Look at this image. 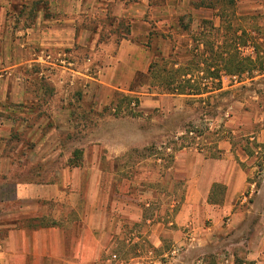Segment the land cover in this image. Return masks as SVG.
<instances>
[{"label":"rangeland","instance_id":"obj_1","mask_svg":"<svg viewBox=\"0 0 264 264\" xmlns=\"http://www.w3.org/2000/svg\"><path fill=\"white\" fill-rule=\"evenodd\" d=\"M30 1L32 0H0V201L14 198L17 184L61 181L64 178L62 170L74 157V152L80 150L83 153L80 166L82 171L71 178L77 184L78 204L76 211L69 214L70 220H79L88 206L94 209L98 206L100 210L101 202L105 207L107 203V212L109 211L111 219L115 218L111 222L109 239L108 255L111 260L114 255L121 264H147L158 255L160 264L168 263L172 255L165 257L164 251L180 249L179 244L189 243L190 238L187 228H179L175 224L185 197V189L180 183L171 184L170 177L165 175V171L172 165L169 155L188 149L210 156L217 151L219 141L233 139V126L236 124L240 129L242 125L244 127L241 135L236 131L238 136L261 132L264 129V79L254 80L252 83L250 81L255 79L251 71L254 68L262 69L264 63L258 60L255 64L244 62L245 68H251L250 74L224 73L222 88L225 90L210 95L204 104L190 102L188 109L168 111L169 113L156 109L147 116L137 118L115 117L109 107H104L100 102L101 92L97 85L106 56L116 55L126 26L130 24L132 29L131 21L121 18L117 6L109 0H47V8L42 9L33 20L28 19L27 15L26 18H19V11ZM164 1L154 0L153 4L161 5ZM239 5L242 7L244 4L239 2L238 7ZM70 8L74 11L69 10ZM148 17L152 24V34H156L151 39L155 45L158 34L161 35V31H168L170 28L165 17ZM202 19H213L220 28V19L214 13L196 14V27ZM67 20L75 21L77 37L83 36V44L76 43L72 48L62 49L43 46V31L49 30L46 36L49 32L53 34L55 25ZM251 22L257 26L264 23L260 14L233 18V42L235 37H242L247 43L250 36H253L258 42L263 40L261 45H253L255 53H261L264 49V38L261 37L264 36L263 30L259 32L247 29L248 34L243 33ZM185 24H188L187 19ZM217 33H214L215 38L219 37L222 45L225 35L230 32L222 28ZM242 39L233 43V57L239 54V60L250 57ZM152 43L149 46H153ZM192 43L191 50L196 45L194 41ZM208 83L210 87L213 86L212 81ZM233 85H237L234 90ZM90 86L94 87L93 91L97 96L87 99L83 90ZM241 110L243 112H239ZM245 110L250 113L249 120H257V123L246 126L245 117L243 118ZM237 112L243 116L234 121L233 116ZM122 131L145 135L144 144L137 146L139 148L135 147L128 157H117L113 152L133 142L131 138H119L117 132ZM190 131H194L199 138L191 137ZM237 142L242 147L248 146V152L259 153L252 155L246 163H241L240 158L237 161L242 166H255L257 172L262 171L255 177L258 183L262 182L264 146L259 148L252 142V145ZM106 145L109 147L106 148ZM181 146L186 148L182 149ZM168 148H172L173 153H168ZM159 158L161 160L158 161ZM151 160L158 161L163 168L150 167L151 170H147L139 167L143 161ZM149 178L157 182L155 192L146 190L148 186L138 185ZM89 182L94 184L92 190L87 189ZM171 185L174 187L171 188ZM138 189L140 193L137 192ZM142 195L148 199L152 196L157 201L146 207L145 199L140 197ZM68 196L66 194L65 198ZM223 196V190L218 189L214 200L220 201ZM119 202L121 205L126 203L127 207L131 203L139 204L145 217L143 224L129 222L126 227L122 223L118 224V213L122 214L121 210L127 209L121 207ZM239 207L238 205L234 212ZM257 207L258 212H264V205ZM9 208L10 205L0 204V213ZM56 209L63 215L67 212L65 205ZM156 216L160 219H156ZM61 223L63 219L43 221L41 224ZM158 223L161 224L160 227ZM171 223L174 224L171 226ZM205 223L207 227L213 226L212 221ZM227 224L225 219L220 226L226 227ZM153 227L159 231L156 242L160 249L157 250V255L150 254L154 243L150 236ZM205 240L207 244L214 246L213 238L205 237ZM211 256L215 257L214 254L207 253L204 259ZM112 264L118 263L112 260Z\"/></svg>","mask_w":264,"mask_h":264},{"label":"crops","instance_id":"obj_2","mask_svg":"<svg viewBox=\"0 0 264 264\" xmlns=\"http://www.w3.org/2000/svg\"><path fill=\"white\" fill-rule=\"evenodd\" d=\"M109 2L115 4L120 17L130 20L133 26L131 35L121 40L116 55H107L104 60L103 71L99 85H97L101 92L100 102L104 107H110L116 94L136 96L140 100L137 112L140 114L139 117H142L153 113L156 109H162L167 113L186 110L191 106L190 102H203L204 104L210 95L225 90L222 88L196 98L165 94L159 89L149 90L148 86L139 88V92L131 91L137 76L148 73L156 51L169 57L179 50L181 54L178 60L183 64L189 63L192 60L190 46L193 45L196 31L199 32V26L196 27L198 22L194 21L190 32L182 33L179 18L192 14L195 19L196 14L211 13V11L194 10L191 0H165L161 5L153 4L154 0H109ZM239 2L244 5L238 7ZM69 10L74 11L73 8ZM258 14L264 21V0H237L236 16L248 17ZM150 15L154 18L165 17L170 28L168 31H161V35L158 34L155 45L151 42L153 41L151 40L153 29L148 19ZM59 22L60 24L55 25L56 30L53 34L49 32L46 36L49 30L43 31L45 35L41 37L43 46L62 49L72 48L76 43L83 44V36L77 37L74 20ZM215 27L219 28L216 22ZM247 29L264 32V23L257 26L251 22L244 29L248 34ZM261 37L264 38V36ZM258 41L250 36L245 49L249 50L247 55L255 63H258L257 60L264 63V49L261 53L254 51L253 45H261L263 42V40ZM149 43L153 46H149ZM250 71L246 69L243 72L250 74ZM251 74H254L255 79H252L250 83L264 79V65L262 69L254 68ZM236 87L237 85H233V90ZM93 88L90 86L83 90L85 98H93L95 95ZM234 105L236 106V103ZM244 113L245 116L237 112L233 120L243 116L246 126L257 123V120H249L248 111L245 110ZM242 128H244L243 125ZM241 129L237 124L233 126V144L232 140L219 141L217 151L215 150L213 155L208 156L203 152L185 148L174 155L173 163L165 171V175L170 177L171 184L180 183L185 189V197L176 215L175 224L179 228H187L190 238L189 243L179 244L180 249L174 248L171 252L164 251L165 257L172 255L169 262L165 264H264V212L257 211V205H264V175L262 182L258 183L255 177L262 171L257 172V167H245L237 161V158H240L241 163H246L252 155L259 154L256 151V154L248 152V146L242 147L237 141H242L245 145H252V142L261 148L264 146V129L255 135L251 133L238 136L243 131ZM117 133L119 138L124 140L131 138L133 141L130 145L127 144V146L113 150L117 157H128L135 147L144 144L145 135L142 133L134 131ZM236 135L238 137L234 138ZM245 137L249 138L244 140ZM158 161H143L139 167L147 168V170H151L150 167L162 169V164ZM62 171L64 178L61 181L44 184H17L14 198H5L0 201L1 205H10L6 212L0 213V264H112L108 254L110 253L111 224L115 218L111 219L109 211L107 212L108 204L106 203L105 207V204L101 202L100 210L97 204L95 209L88 206L79 220H70L69 214L71 211H76L78 204L77 184L71 181V178L79 174L82 169L68 164ZM155 183H157L156 180L149 178L138 185L148 186L146 190L155 192ZM216 186L224 187V196L220 201L214 200ZM93 187L92 182L87 184V189L92 190ZM173 187L171 185V188ZM137 192L140 193L139 189ZM249 192L252 194L249 195ZM66 194L69 195L68 198H65ZM140 197L145 199L146 207L157 201L152 196L150 199L144 198L143 195ZM119 204L121 205L120 202ZM61 205L67 207L64 215L56 209ZM238 205L240 209L234 212ZM121 207L127 209L122 208V214L118 213V224L122 223L125 227L129 222L143 224L145 217L139 204L131 203L127 207V204L123 203ZM155 218L160 219L159 216ZM59 219H63L60 225L41 224L43 221H58ZM225 219L227 226H220ZM206 221H212L213 226L207 227ZM160 225L158 223L159 227ZM153 228L150 236L154 243H152L153 248L150 254L157 255V250L160 249V245L156 242L159 238V231ZM119 231L120 228L117 233ZM205 237L213 238L214 246L207 244ZM207 253H212L215 257L204 259ZM147 264H160L158 255Z\"/></svg>","mask_w":264,"mask_h":264},{"label":"trees","instance_id":"obj_3","mask_svg":"<svg viewBox=\"0 0 264 264\" xmlns=\"http://www.w3.org/2000/svg\"><path fill=\"white\" fill-rule=\"evenodd\" d=\"M47 5V0H32L24 4L23 9L18 13L19 18H26L25 16L27 15L28 19L33 20L42 9L47 8ZM191 6L196 11L207 10L213 12L214 16L220 19L221 27L216 28L213 19H202L200 21L199 30L201 31L196 32L194 35V43L196 45L191 50L192 60L189 63L183 64L179 61L181 51L173 53L169 57L156 51L148 73L137 76L134 85L131 87V91L139 92V88L148 86L149 90L159 89L165 94L196 98L213 91L221 90L224 73L227 75L242 73L247 69L244 67V62L255 64L250 57L244 60H239V54L233 57V43L235 44L236 41L239 42L242 39V37H235L233 42V18H236L237 0H191ZM186 19L188 20V24H185ZM194 20L192 14L181 16L179 18L181 32H190L191 24H193ZM222 28L228 29L230 33L225 35L223 44L220 45L219 37L215 38L214 33L221 31ZM124 31L121 40L127 39L131 35V25L126 26ZM243 33L247 35L246 32ZM155 35L151 34V37ZM242 41L244 42L243 39ZM243 44L247 45L246 42ZM201 47L204 49L201 50ZM236 59L238 60L236 61ZM213 68L215 69L212 70ZM248 69L250 70L251 68ZM208 81H212L214 87H210ZM215 83H217L216 87ZM139 105L140 100L136 96L116 94L109 110L115 117L137 118L140 116L137 112ZM181 148L186 147L181 146ZM82 155L83 153L80 150H76L73 155L74 157L69 161V165L80 167ZM174 155L175 152L169 155L172 163ZM218 189L223 190L224 194V187L216 186L214 195Z\"/></svg>","mask_w":264,"mask_h":264},{"label":"built area","instance_id":"obj_4","mask_svg":"<svg viewBox=\"0 0 264 264\" xmlns=\"http://www.w3.org/2000/svg\"><path fill=\"white\" fill-rule=\"evenodd\" d=\"M47 59H49V57H47ZM234 79L236 80V77H234ZM189 135L191 136V137H195V138H199L198 136H197V134L194 132V131H191L190 133H189ZM167 152L168 153H173V150H172V148H168L167 149ZM159 160H161V158H159ZM112 260L114 261V262H117L118 264L120 263V261H118L117 260V256H112ZM121 264V263H120Z\"/></svg>","mask_w":264,"mask_h":264}]
</instances>
